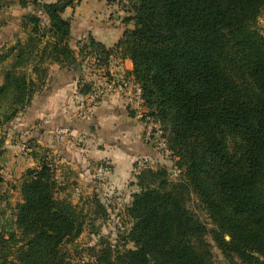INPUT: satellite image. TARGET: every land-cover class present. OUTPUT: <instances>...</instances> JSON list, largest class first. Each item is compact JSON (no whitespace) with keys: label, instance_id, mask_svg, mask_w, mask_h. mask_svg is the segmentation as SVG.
I'll return each instance as SVG.
<instances>
[{"label":"trees","instance_id":"16d2710c","mask_svg":"<svg viewBox=\"0 0 264 264\" xmlns=\"http://www.w3.org/2000/svg\"><path fill=\"white\" fill-rule=\"evenodd\" d=\"M75 1L18 0L32 11L21 18L25 38L0 53L9 59L0 127L30 104L50 64L129 59L179 169L175 178L163 168L135 176L124 237L133 247L103 242L90 264H212L207 233L226 256L264 264V34L256 25L264 0H131L123 8L131 27L113 47L88 36L77 51L62 16ZM19 194L0 222V264H73L63 248L88 216L56 196L46 157L22 173ZM193 198L211 228L189 208Z\"/></svg>","mask_w":264,"mask_h":264},{"label":"crops","instance_id":"0c3cea01","mask_svg":"<svg viewBox=\"0 0 264 264\" xmlns=\"http://www.w3.org/2000/svg\"><path fill=\"white\" fill-rule=\"evenodd\" d=\"M99 2L77 0L64 9L62 16L70 22L69 45L72 49L77 50L78 41L88 36L111 48L125 29L131 27L123 21L124 10L116 9L115 4L107 1L104 4ZM29 11H32L31 6L22 7L18 0L1 1L0 53L17 39L25 38L21 18ZM113 57L110 60L116 59V62L109 67V71L134 80L130 74L131 61ZM7 61L0 62V84L2 68ZM83 69V66L77 70L75 66L50 64L48 79L33 95L26 118H22L21 122L24 125L26 119L32 120V134L36 142L54 147L67 161L78 167L80 162H87L90 168L92 163H96L97 171L107 166L104 162L109 164V171L105 173L109 186L123 189L132 176L133 164L154 156L156 151L151 144L146 146L143 142V124L133 116L127 105H123V98L103 97L100 101H94V105L90 104L88 95L81 91L79 84ZM28 125H24V130ZM75 151L81 153L77 162L69 157V154H76Z\"/></svg>","mask_w":264,"mask_h":264},{"label":"rangeland","instance_id":"374dc122","mask_svg":"<svg viewBox=\"0 0 264 264\" xmlns=\"http://www.w3.org/2000/svg\"><path fill=\"white\" fill-rule=\"evenodd\" d=\"M99 1L100 4H104V1ZM116 9L121 10L122 8L116 6ZM116 9L114 12H116ZM123 12L124 16L128 15L125 11ZM256 25L264 34V9L257 17ZM114 62H116V59L110 60L108 64L101 63L94 60L93 56L87 55L83 61L78 62L79 64L69 65L70 67L75 66L77 70H80L81 66L85 67L79 77V84L81 85V91L88 95L87 99L90 104L94 105V101H100L103 97L123 98L113 92L98 93L96 90L103 86L105 79L110 74L115 75L113 71H109V67ZM123 105H127L125 101ZM145 106L147 113L153 115V111L146 103ZM27 107L21 109L13 119L0 127V222L3 224L5 217H12L13 205L21 200L19 181L22 173L29 167L37 166L40 158L46 157L51 165L53 178L56 182V196L67 198L72 204L82 208L88 216L87 224L82 233L74 241L64 245L63 249L70 261L73 264H90V261L93 260L92 254L105 242L119 248L121 246L132 248L133 243L128 239H124L131 227L127 208L132 199L131 194L136 189L134 185H131V182H136L135 176L143 168L153 170L163 168L175 178L179 174V169L175 165L176 158L172 152L167 156L157 147L154 141L143 140L146 146L148 144L153 146L156 154L146 160L145 158L140 159V163L133 164L132 176L123 189L113 188L109 186L108 177L105 174L109 171L107 168L109 164L104 162L103 164L107 166L103 170L97 171L95 170L96 163H92V168H90L86 164L87 162H80L78 167L67 161V158L63 157L60 152L55 151L54 147H46L36 142L35 136L32 134V120L26 119L24 122V125L29 124L26 127L27 130L28 127L32 129L28 131L24 130V125L21 122L22 118H26ZM153 116L155 117V115ZM160 124L164 130L163 136L167 141V125L163 124L161 120ZM141 132L143 138L144 125ZM234 145L235 143L231 140L229 142L230 149ZM34 151H36V158L33 157ZM59 151H61V148ZM75 153L69 154V157L74 158L77 162L81 158V153L80 151H75ZM188 205L211 228L212 225L209 219L198 206L196 199L190 200ZM205 238L210 245L212 264H242L237 258H230L222 252L213 239L212 233H207ZM225 239L227 238L225 237Z\"/></svg>","mask_w":264,"mask_h":264},{"label":"built area","instance_id":"2783aa9c","mask_svg":"<svg viewBox=\"0 0 264 264\" xmlns=\"http://www.w3.org/2000/svg\"><path fill=\"white\" fill-rule=\"evenodd\" d=\"M111 4H115L120 8L129 6L131 0H104ZM96 60L95 57H93ZM98 93L113 92L123 97L125 103L132 111L133 116L140 120L144 125L143 139L145 141H154L157 147L167 156L171 154L167 146L163 127L160 120L153 115H149L146 111L145 101L142 97V90L138 83L127 78L124 75L110 74L105 79L103 86L96 89Z\"/></svg>","mask_w":264,"mask_h":264},{"label":"water","instance_id":"95a60500","mask_svg":"<svg viewBox=\"0 0 264 264\" xmlns=\"http://www.w3.org/2000/svg\"><path fill=\"white\" fill-rule=\"evenodd\" d=\"M79 69V68H78ZM226 238L228 239L229 237L228 236H226Z\"/></svg>","mask_w":264,"mask_h":264}]
</instances>
